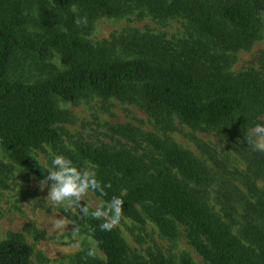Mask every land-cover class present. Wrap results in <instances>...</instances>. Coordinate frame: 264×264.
I'll use <instances>...</instances> for the list:
<instances>
[{
  "label": "trees",
  "instance_id": "1",
  "mask_svg": "<svg viewBox=\"0 0 264 264\" xmlns=\"http://www.w3.org/2000/svg\"><path fill=\"white\" fill-rule=\"evenodd\" d=\"M36 24L43 34L27 33L22 0H0V145L11 161L50 181L34 152L59 149L66 113L58 100L75 104L98 97L141 102L153 115L176 116L192 128L221 129L239 135L252 150L248 130H264V77L248 70L229 72L227 52L248 49L258 38L264 0H36ZM141 9L156 18L182 17L199 38L179 50L157 37L133 39L132 57L112 58L83 34L99 17L120 18ZM51 51L63 70L32 79ZM31 61V62H29ZM45 69V68H44ZM261 126H263L261 128ZM154 153L79 145L62 170L73 186L92 192L135 223L152 222L161 236L174 239L178 225L189 245L207 264H264V236L244 230L245 245L231 226L206 204L200 187L203 169L194 156L149 137ZM258 155L257 152H253ZM84 162L93 167L86 172ZM247 204V203H246ZM264 214V203H261ZM249 209L250 205H246ZM230 218L228 211L223 212ZM88 231L104 259L74 264H149L131 257L120 232L93 213ZM32 247L10 232L0 241V264H32ZM154 264V263H150ZM181 264H193L184 256Z\"/></svg>",
  "mask_w": 264,
  "mask_h": 264
},
{
  "label": "rangeland",
  "instance_id": "2",
  "mask_svg": "<svg viewBox=\"0 0 264 264\" xmlns=\"http://www.w3.org/2000/svg\"><path fill=\"white\" fill-rule=\"evenodd\" d=\"M22 1L28 18L27 33L43 34L36 24V0ZM201 1L215 4L216 0ZM258 26V38L248 49L227 52L229 72L251 70L264 77V8L258 15ZM83 36L94 47L104 46L112 58L119 59L133 56L129 48L133 39L157 37L171 49L179 50L199 38L184 18H156L141 9H131L120 18L99 17ZM40 66L33 71L32 79H43L64 69L56 51H51ZM57 103L67 118L59 125L63 129L62 143L57 150L45 146L43 151L34 152L38 163L52 174V180L35 177L14 164L0 145V241L10 232L21 234L33 249L32 264H74L78 255L82 259H104L88 231L89 213L108 220L127 243L131 257L140 262L181 264L187 256L193 264H207L187 242L183 226L178 225L174 239H167L152 222L135 223L92 192L70 184L62 170L68 164V156L84 144L157 155L148 142L151 137L163 146H177L190 152L203 169L205 184L200 189L206 204L245 245L251 244L244 236L246 229L264 236V214L260 210L264 203V130H248L253 137L250 150L235 133L192 128L176 116L151 114L139 101L93 96L75 104L61 100ZM260 121L264 123V116ZM84 167L88 173L93 171L86 162ZM224 211L231 217L225 218Z\"/></svg>",
  "mask_w": 264,
  "mask_h": 264
}]
</instances>
